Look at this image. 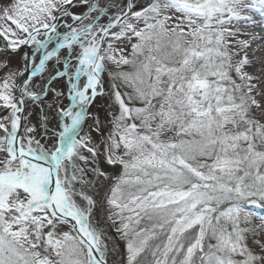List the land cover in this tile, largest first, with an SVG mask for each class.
<instances>
[{
  "label": "snow or ice",
  "instance_id": "6c2138e0",
  "mask_svg": "<svg viewBox=\"0 0 264 264\" xmlns=\"http://www.w3.org/2000/svg\"><path fill=\"white\" fill-rule=\"evenodd\" d=\"M264 0H0V264H264Z\"/></svg>",
  "mask_w": 264,
  "mask_h": 264
},
{
  "label": "trees",
  "instance_id": "16d2710c",
  "mask_svg": "<svg viewBox=\"0 0 264 264\" xmlns=\"http://www.w3.org/2000/svg\"><path fill=\"white\" fill-rule=\"evenodd\" d=\"M255 211H257V212H263L264 209H255Z\"/></svg>",
  "mask_w": 264,
  "mask_h": 264
},
{
  "label": "rangeland",
  "instance_id": "374dc122",
  "mask_svg": "<svg viewBox=\"0 0 264 264\" xmlns=\"http://www.w3.org/2000/svg\"><path fill=\"white\" fill-rule=\"evenodd\" d=\"M258 213H264V211L263 212H258Z\"/></svg>",
  "mask_w": 264,
  "mask_h": 264
}]
</instances>
